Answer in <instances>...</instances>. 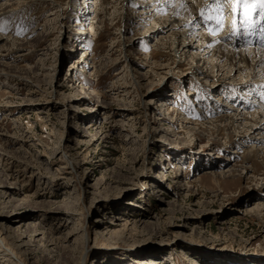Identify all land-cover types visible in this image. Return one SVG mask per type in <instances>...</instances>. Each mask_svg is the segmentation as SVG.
<instances>
[{"label": "rangeland", "instance_id": "rangeland-1", "mask_svg": "<svg viewBox=\"0 0 264 264\" xmlns=\"http://www.w3.org/2000/svg\"><path fill=\"white\" fill-rule=\"evenodd\" d=\"M28 1L0 0V264H264V151L207 122L263 114L210 83L247 78L205 48L174 58L180 28L144 0Z\"/></svg>", "mask_w": 264, "mask_h": 264}, {"label": "bare ground", "instance_id": "bare-ground-1", "mask_svg": "<svg viewBox=\"0 0 264 264\" xmlns=\"http://www.w3.org/2000/svg\"><path fill=\"white\" fill-rule=\"evenodd\" d=\"M30 1H33V0H29L28 2H30ZM126 1H127V3L131 2V0H126ZM249 1L251 3H249ZM103 2L107 3L108 0H103ZM208 2H210L209 4L211 5V7L213 6L212 8L215 11L214 14L213 13H207L208 11H205L206 8L203 9L204 6H200V8L197 9L198 6L196 4H198V5L201 4L200 1H197V0H144V1H142V3H140L139 9H143L145 7H147V8L150 7L148 10H144L143 12H140V13L146 14V13H151L152 11H154L155 15L157 13H161L162 11L165 10L167 12V14L164 15V18L162 20L157 19L156 21H158L160 23L164 22L161 25L162 27H167V26L169 27L170 26L169 27L170 29L180 28V34H179V32L177 34H178V36L181 37V39H180V41H179V39L176 41V42H178V44L175 46V48L177 50L175 51V49H173V51L176 52V54H174V58H175V56H177L179 58L180 51L185 50V49H186V51L192 50V49H195L197 51H201L203 48H205L206 49V53H205L206 57H209V58L215 57V59H213L214 62L218 61L220 63L221 68L225 67V69H228V71L226 73L230 74L231 78L235 77V80H237V79L242 80L244 78H247V81L243 82L241 86H235V89H232L231 86H229V84H227L225 82L220 83L219 81H214L213 79H211V76H210V83H213L214 88H218V90L220 91L218 93L219 96L217 98L220 99L222 97V101H225V103H226V105L224 106L226 108L225 111H227V108H228V110H231V109L235 110L234 106H236V110L238 108H240V106L242 105L241 103L245 101L244 99H243L244 101H241L242 97L239 98L241 95L240 94L241 90L248 92V97H251L250 94L255 95V96L256 95L260 96V100L259 99L258 100L260 102L262 101V104H263L264 103V80L262 78H259V77H264V47L262 46L264 44H261V43H259L257 45L251 44L249 46H246V47L244 46V48L242 47V48H239L238 50H236L237 49L236 45L238 44L237 41L240 39L237 37H234V32H233V29H234L233 26L236 25L237 13H241L240 25H242L243 31H246V30L249 31L250 35L253 34V30H256L259 27V25H261V26L264 25V8H261L260 0H240V2H243V5L240 4L239 8L233 7V6H235V4L239 3L238 1H236L235 4L232 5V8L229 10L230 12L229 11L224 12L223 7L221 8V6H218V8H217L214 5V3H216V2H214V0H208ZM219 2H220V0H219ZM256 2L259 3V5H258L259 9L257 11H252V13L257 14V16L250 15L246 11H244V8L249 9L250 5H252ZM130 4L132 5V7H137L136 5H133V3H130ZM174 4H176V5L172 6ZM203 4H204V2H203ZM167 7H171L169 9V15H168ZM154 12H152V13H154ZM51 14L52 13H50L49 15H51ZM2 16L0 15V19L2 18ZM98 17H99V15H98ZM148 17H150V14L144 16V18L149 19ZM171 17H174V18L171 19ZM142 18L143 17H141V19H140L141 21H143V19H144V18L143 19ZM206 18H210V19H206ZM168 20H170V21H168ZM217 21H220V23L218 25L221 28L220 31L222 32V34L223 35L229 34L233 38L230 42H228V43H227V41L221 42L222 41L221 36H214V38H213V37H210L208 35H205L203 31L202 32H200V31L195 32L197 30V28L199 27L198 24L200 22H202L201 27L203 29L206 28L207 33L215 34L216 33L215 30L212 27H209L208 24L209 23L215 24L214 22H217ZM257 21H259V24H256ZM165 22H167V24H165ZM175 33L176 32H173V34H175ZM186 35L188 37L193 36L194 37L193 41H192V37H190L188 40ZM257 35H259V34H257ZM175 37H176V35H175ZM259 38L264 40L263 35H260ZM223 39H226V38H223ZM174 42L175 41H173V44H174ZM181 42H182V44H181L180 48H178V45ZM194 42L196 44H194ZM239 46H240V44H239ZM260 46H262L261 49H259ZM249 59L251 61H253V64L249 63ZM210 60H212V59H210ZM178 63H180V59H179ZM214 67H215V65L211 66V68H214ZM200 74H201V72H200ZM202 74H204L203 78H206L209 80V78H208L209 75H207L205 72L204 73L202 72ZM250 79H253V80H250ZM193 83H194V81H193ZM255 96H254V98H255ZM247 103H249V101ZM215 105H218V104H215ZM165 106H166L165 108L168 110L169 106L167 105V103L165 104ZM199 106L203 107V102L200 101ZM247 106H249V105H244V103H243L242 109L246 108ZM165 108H163V110ZM185 111L187 112V110H185ZM165 113L166 112H164V114ZM246 113L245 112L244 113L234 112V113L229 114L227 112L226 113L224 112L223 114L219 115L217 118H215L213 120L209 119V121H207V122L210 125H212V127L214 128L213 132L216 133L217 135L223 134L222 131L227 130L231 127H235V125H237V126L233 130L235 132H240V134H242L241 131H239V130H242V128L245 126L246 123L243 122V123H245V124H243L242 122H238V120L239 119H243V120L245 119V121H247V125H248L249 121L252 123H249V125L244 129V131H249L250 133H255V131H257V133H263L264 134V111H263V114L256 113V111H255L254 113L258 114V116H255V117L253 116L250 118H248L250 115L246 114ZM187 114H189V113L187 112ZM245 114L249 115V116H245ZM234 115L236 116L235 118L232 117ZM156 118H159V116H156ZM202 118H204V117H202ZM160 119L162 120L163 118L160 117ZM196 124H194V125H196ZM222 124H224V125H222ZM171 125L172 124H169V126H171ZM238 126H240V128ZM237 128H239V129H237ZM171 133H174V132H171ZM240 134L239 135L237 134L238 137L235 139L236 141L233 144H237L240 139H243V140L246 139L245 141H247V142L256 143V144L258 143L257 145H259L258 147L260 148V150L264 151V146H262V144L264 143L263 138L261 140H258L255 137H252L249 139L248 137H244L243 135H240ZM257 145H256V148H254L253 144H252L251 146L253 148L250 147L249 150L247 151V154L244 156L245 157L244 160H246V162H254L255 163V161H257V158L259 157V152H260V150L257 148ZM177 164L178 163L175 162V166ZM207 172H210V171H207ZM252 173H255V172H252ZM234 182H235V178H229L226 180V183L233 184ZM262 198L263 197H258L254 200L257 202L255 205L256 208L260 207V204H262V202H260V200Z\"/></svg>", "mask_w": 264, "mask_h": 264}, {"label": "snow or ice", "instance_id": "snow-or-ice-1", "mask_svg": "<svg viewBox=\"0 0 264 264\" xmlns=\"http://www.w3.org/2000/svg\"><path fill=\"white\" fill-rule=\"evenodd\" d=\"M214 2L219 3V0H214ZM260 6H261V8H264V0H260ZM206 19H210V18H206ZM217 23L219 24L220 21H217Z\"/></svg>", "mask_w": 264, "mask_h": 264}]
</instances>
